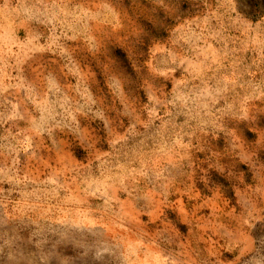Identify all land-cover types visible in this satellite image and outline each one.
<instances>
[{
    "label": "rangeland",
    "instance_id": "obj_1",
    "mask_svg": "<svg viewBox=\"0 0 264 264\" xmlns=\"http://www.w3.org/2000/svg\"><path fill=\"white\" fill-rule=\"evenodd\" d=\"M0 264H264V0H0Z\"/></svg>",
    "mask_w": 264,
    "mask_h": 264
}]
</instances>
